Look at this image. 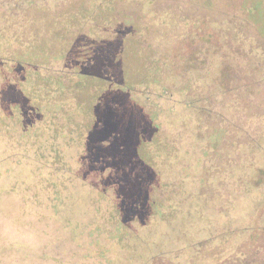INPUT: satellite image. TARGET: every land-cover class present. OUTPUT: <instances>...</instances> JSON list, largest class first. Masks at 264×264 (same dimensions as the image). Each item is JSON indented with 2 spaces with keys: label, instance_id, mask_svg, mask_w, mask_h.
Masks as SVG:
<instances>
[{
  "label": "trees",
  "instance_id": "trees-1",
  "mask_svg": "<svg viewBox=\"0 0 264 264\" xmlns=\"http://www.w3.org/2000/svg\"><path fill=\"white\" fill-rule=\"evenodd\" d=\"M1 1L12 4L0 9V135L9 155L35 165L34 186L54 202L86 186L90 222L110 224L119 242L132 223L175 219L183 184L163 177L162 165L179 147L159 99L222 125L215 116L224 121L233 107L232 75L260 70L230 63L247 31L264 41V0H132L138 12L122 9L125 0ZM227 15L239 24L229 28ZM177 22L189 29L174 48L167 39ZM213 131L215 147L226 136Z\"/></svg>",
  "mask_w": 264,
  "mask_h": 264
},
{
  "label": "rangeland",
  "instance_id": "rangeland-1",
  "mask_svg": "<svg viewBox=\"0 0 264 264\" xmlns=\"http://www.w3.org/2000/svg\"><path fill=\"white\" fill-rule=\"evenodd\" d=\"M193 4L202 10L197 1ZM11 5L1 1L0 9ZM139 6L132 0L122 2L128 12H138ZM224 17L229 28L239 24ZM173 27L167 40L178 48L189 28L182 22ZM242 40L244 47L238 55L232 53L230 67L260 70L232 75L235 85L228 97L233 107L224 121L214 115L222 125L209 128V117L185 102L177 100L173 106L159 99L167 109L163 122L169 137L179 147L170 165H162V175L182 182V210L163 223H132L123 242L108 232L110 224L90 222L86 186L78 185L65 202H54L34 186L39 179L35 165L10 156L11 144L0 135V264H223L225 258H235L232 264H264V243L255 242L252 248L245 236L257 232L264 213V41L250 31ZM208 94L221 93L211 89ZM217 127L220 139L226 137L214 147ZM250 250H257L254 260L244 254Z\"/></svg>",
  "mask_w": 264,
  "mask_h": 264
},
{
  "label": "flooded vegetation",
  "instance_id": "flooded-vegetation-1",
  "mask_svg": "<svg viewBox=\"0 0 264 264\" xmlns=\"http://www.w3.org/2000/svg\"><path fill=\"white\" fill-rule=\"evenodd\" d=\"M245 184L247 185L248 183L247 182H245ZM256 217H259V216H257L256 215ZM258 224H259V226L260 227H258V229H257V232H254L253 230V232H248V234L247 235H245L246 236V238H248L247 240V244H252V248H254V246H255V242H262V244L264 243V213H263V215L261 216L260 215V219H259V221H258ZM250 227H245V231L247 232V229H249ZM254 245V246H253ZM259 247H257V249H258ZM262 248V247H261ZM257 252V250H250V251H247L246 252V256H250V255H252L253 256V260H254V255H255V253ZM250 254V255H249ZM250 263H252V261H250Z\"/></svg>",
  "mask_w": 264,
  "mask_h": 264
},
{
  "label": "crops",
  "instance_id": "crops-1",
  "mask_svg": "<svg viewBox=\"0 0 264 264\" xmlns=\"http://www.w3.org/2000/svg\"><path fill=\"white\" fill-rule=\"evenodd\" d=\"M240 195H242V193H240ZM236 198H237V196H236ZM235 200V198L234 199H232V202ZM237 201V200H236ZM232 204V203H231Z\"/></svg>",
  "mask_w": 264,
  "mask_h": 264
}]
</instances>
